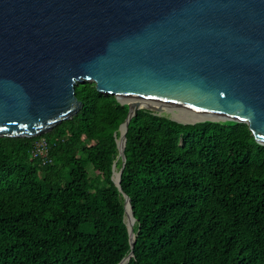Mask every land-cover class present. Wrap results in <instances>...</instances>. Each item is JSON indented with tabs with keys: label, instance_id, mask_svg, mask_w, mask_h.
I'll list each match as a JSON object with an SVG mask.
<instances>
[{
	"label": "trees",
	"instance_id": "trees-1",
	"mask_svg": "<svg viewBox=\"0 0 264 264\" xmlns=\"http://www.w3.org/2000/svg\"><path fill=\"white\" fill-rule=\"evenodd\" d=\"M76 93L83 108L52 130L0 136V264H119L132 250L127 264H264V144L246 122L139 108L120 189L112 175L129 105L94 81ZM40 138L46 165L32 155Z\"/></svg>",
	"mask_w": 264,
	"mask_h": 264
},
{
	"label": "water",
	"instance_id": "water-1",
	"mask_svg": "<svg viewBox=\"0 0 264 264\" xmlns=\"http://www.w3.org/2000/svg\"><path fill=\"white\" fill-rule=\"evenodd\" d=\"M85 81L129 105L120 189L142 107L182 123L246 122L264 144V0H0V136H38L73 117ZM125 221L134 247L126 193Z\"/></svg>",
	"mask_w": 264,
	"mask_h": 264
},
{
	"label": "built area",
	"instance_id": "built-area-1",
	"mask_svg": "<svg viewBox=\"0 0 264 264\" xmlns=\"http://www.w3.org/2000/svg\"><path fill=\"white\" fill-rule=\"evenodd\" d=\"M92 139L94 138L92 137ZM32 155L42 165H46L51 162L52 158L50 156L49 141L46 138H40L37 140L32 149Z\"/></svg>",
	"mask_w": 264,
	"mask_h": 264
},
{
	"label": "bare ground",
	"instance_id": "bare-ground-1",
	"mask_svg": "<svg viewBox=\"0 0 264 264\" xmlns=\"http://www.w3.org/2000/svg\"><path fill=\"white\" fill-rule=\"evenodd\" d=\"M121 97L124 100H129L132 103V108L137 107L139 105H149V104H147V103H145V102H143V101H141L139 99H136V98H132V97H128V96H123V95H121ZM175 117H177V116H175ZM177 118L182 119V120H185V121H189V120H186V119H183V118H180V117H177ZM123 140H124V138L122 137L120 139L121 144L123 143ZM116 174L117 173H115V177L117 178L118 177V174L117 175ZM126 219H127L128 223H129V225L131 227V232H132V235H133V233H134V231H133L134 220H133V218L131 216V209H130V204H129L128 201L126 202ZM125 262H126V260L123 263H121V264H124Z\"/></svg>",
	"mask_w": 264,
	"mask_h": 264
},
{
	"label": "rangeland",
	"instance_id": "rangeland-1",
	"mask_svg": "<svg viewBox=\"0 0 264 264\" xmlns=\"http://www.w3.org/2000/svg\"><path fill=\"white\" fill-rule=\"evenodd\" d=\"M167 115H171V114H169V113H166ZM117 170V169H116ZM117 175V174H116Z\"/></svg>",
	"mask_w": 264,
	"mask_h": 264
}]
</instances>
